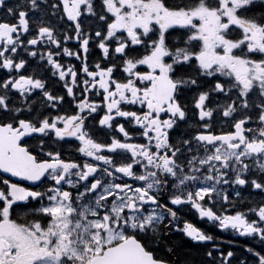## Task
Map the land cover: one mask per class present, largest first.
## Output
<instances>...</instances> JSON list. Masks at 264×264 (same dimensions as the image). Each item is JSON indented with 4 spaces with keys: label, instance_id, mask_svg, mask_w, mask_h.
Masks as SVG:
<instances>
[{
    "label": "snow or ice",
    "instance_id": "1",
    "mask_svg": "<svg viewBox=\"0 0 264 264\" xmlns=\"http://www.w3.org/2000/svg\"><path fill=\"white\" fill-rule=\"evenodd\" d=\"M0 173V264H264V0H0Z\"/></svg>",
    "mask_w": 264,
    "mask_h": 264
},
{
    "label": "flooded vegetation",
    "instance_id": "2",
    "mask_svg": "<svg viewBox=\"0 0 264 264\" xmlns=\"http://www.w3.org/2000/svg\"><path fill=\"white\" fill-rule=\"evenodd\" d=\"M12 2V0H10ZM97 53L94 51L92 57L90 59L94 58ZM7 174L0 173V178H5ZM13 182H19L23 186H29L28 181L20 180L19 178H11ZM255 199H259V197H254ZM188 219L191 220L193 223L197 224V226L200 227H207L209 231L213 232L215 235L219 236L221 240L224 241L222 244V247L224 249L232 248L237 256H240L243 251V245L247 243H252L248 238L245 237H238L234 234H231L230 232H221L218 229L213 228L210 224H205L202 221H199L196 216L189 214ZM232 242V243H229ZM235 264V262H234Z\"/></svg>",
    "mask_w": 264,
    "mask_h": 264
}]
</instances>
